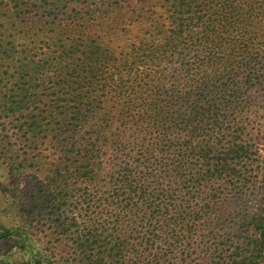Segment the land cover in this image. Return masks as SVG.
Listing matches in <instances>:
<instances>
[{"label": "rangeland", "instance_id": "obj_1", "mask_svg": "<svg viewBox=\"0 0 264 264\" xmlns=\"http://www.w3.org/2000/svg\"><path fill=\"white\" fill-rule=\"evenodd\" d=\"M99 1L0 0V225L19 232L25 255L35 253L41 263L84 264L99 255L97 244L85 248L79 235L83 227H95L99 210L106 220L105 213L112 212L97 193L99 186L107 190V180L94 167H83L77 144L69 148L64 123L124 117L145 151L153 115H159V44L170 21L166 0H122L128 9L125 43L130 44L122 59L132 63L122 75L124 94L108 84L102 99L73 101L79 87L67 90L63 84L59 74L69 62L64 56L78 31L90 25L89 34L100 33ZM255 1L258 29L246 53L234 52L231 65L233 83L244 95L227 101L216 115L242 128L238 142L247 152L235 167L237 176L212 178L195 189L194 195L208 201L196 216L202 220L186 217L177 227L159 231L154 236L159 242L147 243L149 227L128 217V244L115 264H264V0ZM227 37H237L236 32L229 30ZM100 79L83 80L93 82V96L103 88ZM84 129L80 133H87ZM197 221L202 227H193ZM18 250L13 240L0 239V264H22L26 256Z\"/></svg>", "mask_w": 264, "mask_h": 264}, {"label": "trees", "instance_id": "obj_2", "mask_svg": "<svg viewBox=\"0 0 264 264\" xmlns=\"http://www.w3.org/2000/svg\"><path fill=\"white\" fill-rule=\"evenodd\" d=\"M166 1L169 8L165 18L170 21L159 44V115H153L156 118L151 122L152 137L146 150L143 151V140L129 132L130 125L124 117H80L64 123L66 140L71 141L69 148L75 149L77 144L76 153L81 156L83 167H94L98 176L107 180V190L97 188L101 194L99 203L106 200L112 205V212L105 213L111 222L99 210L100 220L95 227H83L80 232L83 247L97 244L100 250L99 255L84 264H115V256L123 257L121 249L128 244V217L145 222L152 234L146 242L155 243L159 242L154 237L159 231L199 215L208 201L194 195L195 189L205 187L212 178L237 176L235 167L247 152L238 142L242 128L237 122L216 115L227 106V101H241L244 95L233 83L231 65L234 52L246 53L251 33L258 29L252 14L257 1ZM96 8L101 19L96 29L100 33L89 34L86 29H91L90 25L79 30L78 39L72 41L64 56L69 62L59 74L67 90L73 85L79 87L73 101L102 99L108 84L117 85L124 94L122 75L132 67L131 62L122 59V51L130 46L125 43L127 5L122 0H115L114 4L100 0ZM229 30L236 32L237 37H227ZM77 41H82V45ZM98 76L103 88L98 91L100 95L93 96L89 92L93 82L83 80ZM59 127L55 129L58 132ZM81 129L87 133H80ZM175 185L180 189H175ZM192 224L194 228L202 227V221ZM0 239L13 240L21 256H26L24 238L19 232L0 225ZM23 260L22 264H49L41 263L35 253Z\"/></svg>", "mask_w": 264, "mask_h": 264}]
</instances>
